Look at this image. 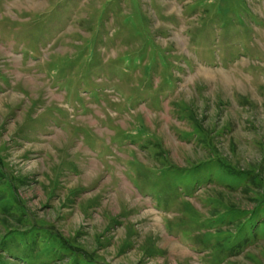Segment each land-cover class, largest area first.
Masks as SVG:
<instances>
[{
    "label": "rangeland",
    "instance_id": "1",
    "mask_svg": "<svg viewBox=\"0 0 264 264\" xmlns=\"http://www.w3.org/2000/svg\"><path fill=\"white\" fill-rule=\"evenodd\" d=\"M37 220L80 264H264V0H0V264H77Z\"/></svg>",
    "mask_w": 264,
    "mask_h": 264
},
{
    "label": "trees",
    "instance_id": "2",
    "mask_svg": "<svg viewBox=\"0 0 264 264\" xmlns=\"http://www.w3.org/2000/svg\"><path fill=\"white\" fill-rule=\"evenodd\" d=\"M34 226L37 228V230H46L45 236L47 237V239L50 236L51 244L48 243V241L46 240L45 244H43V247L48 248L52 246L54 248L53 243L56 242L55 244H57V246L59 245L60 249H62L63 245H65L67 248L74 251L73 254L75 255L77 264H80V261H86V260L93 261L94 258H92L93 257L92 254L85 252L84 249L83 250L78 249L75 246H73L71 242L68 239H66L60 232L55 231V227L51 225H47L44 222H39L38 220L34 223ZM77 253L79 254V256L77 255Z\"/></svg>",
    "mask_w": 264,
    "mask_h": 264
}]
</instances>
